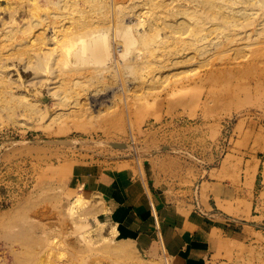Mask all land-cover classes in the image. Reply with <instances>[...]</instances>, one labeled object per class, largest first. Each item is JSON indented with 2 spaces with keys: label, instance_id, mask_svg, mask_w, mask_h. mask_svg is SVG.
I'll list each match as a JSON object with an SVG mask.
<instances>
[{
  "label": "rangeland",
  "instance_id": "rangeland-1",
  "mask_svg": "<svg viewBox=\"0 0 264 264\" xmlns=\"http://www.w3.org/2000/svg\"><path fill=\"white\" fill-rule=\"evenodd\" d=\"M77 1L84 17L101 3L93 54L83 44L84 62L72 55L58 67L80 70L64 106L72 114L58 120L54 106L42 115L1 105L0 264H171L149 258L98 196L69 183L73 167L93 163L132 166L152 191L189 209L217 205L255 220L248 236L229 240L221 264H264V1ZM65 14L81 11L70 4ZM173 22L177 31L165 26ZM75 201L89 211L78 224L69 215Z\"/></svg>",
  "mask_w": 264,
  "mask_h": 264
},
{
  "label": "bare ground",
  "instance_id": "bare-ground-1",
  "mask_svg": "<svg viewBox=\"0 0 264 264\" xmlns=\"http://www.w3.org/2000/svg\"><path fill=\"white\" fill-rule=\"evenodd\" d=\"M102 1L108 2L109 0ZM159 1L147 0V2ZM100 3L92 2L93 5L89 10V14L84 17L81 2L77 0H73V2H69V0H0V109L2 108L1 105L9 102L11 106L18 107V113H24V111L26 113L45 111V113H41L44 115L47 113L48 108L54 106L60 109V112H55L57 119L58 117L72 114L73 109L70 110L72 105L67 108L64 106L73 102L71 97L75 96L73 94L74 86L80 83L76 80V74L80 70L73 67L67 71H59L58 67L62 61L67 58L71 59L69 56L72 57V55L74 63L84 62L83 44L90 46L89 57L93 54L92 51L95 50L99 40L97 17H99ZM70 4L77 7L81 14L74 17L65 14V10ZM112 9L114 10V25H116L118 21V5L116 7L112 6ZM165 26L177 31L176 28L179 27V24L178 22H173L172 25L166 23ZM155 28L160 30L155 23L149 25V29ZM104 30L108 31L109 26H106ZM132 37V35L128 36V38ZM11 65L17 70L18 78L13 77ZM19 67L32 72L33 77L23 78ZM43 90L47 96H51L49 105L48 101H44L47 97L45 93H42ZM67 109L68 111H66ZM74 111L77 112L78 110L74 109ZM52 117L54 120L55 116L53 115ZM80 201L82 202V200ZM74 203L72 206L71 204L69 205L71 211L75 207L74 212L72 213L70 209L65 210L67 213H64V215H68L70 211L71 214L69 213V215H74V217L70 218V221L73 218L72 221L78 224L84 221V215L89 213V211L86 210L85 206L83 207L84 204ZM66 220L68 221L69 219ZM110 225L108 231L106 230L107 235L105 234L107 238L103 237V242L106 243L107 247L109 246L108 250L109 248L115 249L114 245H111L113 244L111 240L117 230L114 222L110 223ZM101 226L103 225H100L98 230L96 229L95 239H91L90 235L88 237L84 235L87 240L91 239L88 244L91 241H93L92 244H95L96 239L98 240V237L102 236ZM93 236L95 235L91 237ZM123 242L125 243L126 241L121 240L116 248L123 250L122 247L125 246L121 245ZM68 258V261L72 260V258ZM52 259L54 264H64L63 261L60 263L57 257H52ZM64 262L66 264V260Z\"/></svg>",
  "mask_w": 264,
  "mask_h": 264
},
{
  "label": "crops",
  "instance_id": "crops-1",
  "mask_svg": "<svg viewBox=\"0 0 264 264\" xmlns=\"http://www.w3.org/2000/svg\"><path fill=\"white\" fill-rule=\"evenodd\" d=\"M69 183L98 196L110 221L116 222L149 258L164 255L171 264L226 262L229 240L248 236L251 227L258 226L255 220L234 217L217 205L189 209L168 201L161 192L152 191L132 166L93 163L73 167ZM219 194L226 198L223 192Z\"/></svg>",
  "mask_w": 264,
  "mask_h": 264
}]
</instances>
